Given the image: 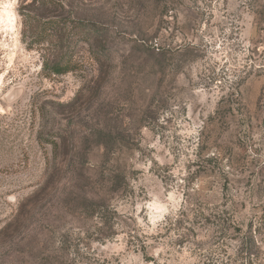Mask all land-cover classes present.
I'll use <instances>...</instances> for the list:
<instances>
[{"label": "rangeland", "instance_id": "1", "mask_svg": "<svg viewBox=\"0 0 264 264\" xmlns=\"http://www.w3.org/2000/svg\"><path fill=\"white\" fill-rule=\"evenodd\" d=\"M30 1L0 0V264H264V0Z\"/></svg>", "mask_w": 264, "mask_h": 264}, {"label": "trees", "instance_id": "2", "mask_svg": "<svg viewBox=\"0 0 264 264\" xmlns=\"http://www.w3.org/2000/svg\"><path fill=\"white\" fill-rule=\"evenodd\" d=\"M30 3L31 5H39L43 13H46L47 11H50L49 13H51L55 9L46 7V5L54 3L52 0H31ZM63 4L60 3L61 9ZM26 19L22 20V26L23 34L28 37L29 44H42L49 42L50 44H55V47H57V45L59 46L60 43L63 44L66 41L69 44H75L78 41H88L90 39L88 36L89 34H86L81 26L78 25V22L79 24L83 22V20L79 18L77 19L76 24L70 26L65 24L63 28H61L59 24H55L54 21H49L43 24L39 22L33 23L34 18L30 15ZM73 55L72 48H69V46L64 50L60 48L58 49V52L55 51V54L50 57V60H47V62L44 63V69H47L51 74H63L71 71L76 67L75 62H73ZM249 231L251 233L252 229Z\"/></svg>", "mask_w": 264, "mask_h": 264}]
</instances>
